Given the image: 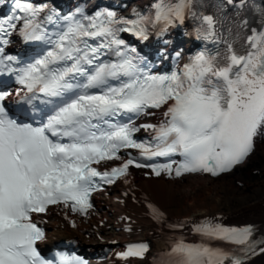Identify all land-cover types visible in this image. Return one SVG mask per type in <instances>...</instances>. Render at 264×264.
Segmentation results:
<instances>
[{
  "label": "snow or ice",
  "instance_id": "1",
  "mask_svg": "<svg viewBox=\"0 0 264 264\" xmlns=\"http://www.w3.org/2000/svg\"><path fill=\"white\" fill-rule=\"evenodd\" d=\"M191 3L156 0L154 11L134 12L135 19L107 10L81 19L67 17L64 29L53 38L37 20L43 8L16 0L14 13L20 14L0 22V34H9L19 24L26 40L50 45L33 63L15 71L18 83L33 94L28 103L39 92L52 108L45 121L33 126L9 118L0 105V264H87L65 252L53 259L41 256L36 242L44 239V232L32 214L56 204L87 212L99 182L113 184L131 165L150 168L156 176H216L252 152L254 138L264 128V31L252 29L240 49L226 42L223 52L201 51L166 74L142 66L141 58L131 54L135 49L120 38L121 32H130L146 40L150 28L167 31L176 21L183 22ZM201 20L206 38L215 36L216 19L204 15ZM5 95L0 93V101ZM150 109H166L165 119L141 125L151 129L152 136L138 141L134 134L139 128L132 118L152 115ZM122 149H137L148 161L165 157L168 162L129 158L110 170L94 166L121 159ZM177 155L180 161L171 159ZM195 231L210 240L241 245L245 253L252 250L251 228L205 222ZM147 251L146 244L129 245L117 255L143 258ZM170 255L177 264H243L240 257L203 243L178 242Z\"/></svg>",
  "mask_w": 264,
  "mask_h": 264
},
{
  "label": "bare ground",
  "instance_id": "2",
  "mask_svg": "<svg viewBox=\"0 0 264 264\" xmlns=\"http://www.w3.org/2000/svg\"><path fill=\"white\" fill-rule=\"evenodd\" d=\"M256 170L257 173H254ZM143 186L173 216L189 217L219 212L234 221H263L264 142L252 154L249 163L217 179L188 177L183 182L158 178L143 180ZM123 209L135 213L142 233L146 234L153 228V222L146 217L143 206L128 202ZM251 264H264V256Z\"/></svg>",
  "mask_w": 264,
  "mask_h": 264
}]
</instances>
